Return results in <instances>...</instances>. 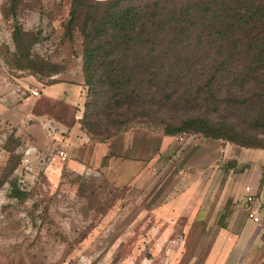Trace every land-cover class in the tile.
<instances>
[{"label": "rangeland", "instance_id": "rangeland-1", "mask_svg": "<svg viewBox=\"0 0 264 264\" xmlns=\"http://www.w3.org/2000/svg\"><path fill=\"white\" fill-rule=\"evenodd\" d=\"M72 2L0 0V173L7 137L22 141L20 164L0 189V264H264V244L260 259L258 246L247 249L255 230L235 240L250 206L240 191L256 166L264 176V152L255 151L264 148L165 135L146 116L110 134L84 131L87 142L73 148L55 127L45 140L32 127L30 111L51 107L30 91L52 81L81 85L73 112L84 115L82 36L76 25L66 30ZM96 145L108 148L98 161Z\"/></svg>", "mask_w": 264, "mask_h": 264}, {"label": "trees", "instance_id": "trees-1", "mask_svg": "<svg viewBox=\"0 0 264 264\" xmlns=\"http://www.w3.org/2000/svg\"><path fill=\"white\" fill-rule=\"evenodd\" d=\"M75 25L88 88L78 122L87 133L146 116L165 135L264 148V0H73L67 33ZM21 145L14 133L3 145L0 189Z\"/></svg>", "mask_w": 264, "mask_h": 264}, {"label": "crops", "instance_id": "crops-1", "mask_svg": "<svg viewBox=\"0 0 264 264\" xmlns=\"http://www.w3.org/2000/svg\"><path fill=\"white\" fill-rule=\"evenodd\" d=\"M82 87L81 85L65 82V81H56L50 85H45L43 88H41V94L38 96H32L35 101L41 100L43 104L49 105L51 107L50 111H30V114L35 116L37 118L36 124H34L32 127L36 128V130L43 133L44 139H48L45 134L47 131H49L48 127H55L54 136L57 137L58 134L60 139H62V133H66L65 136H63L65 140V144H70V146H76L78 143L83 144L84 142H87V136L84 130L80 127V124L78 120L81 118L80 115H76L74 117V107H78V104H83V98L82 96ZM41 98V99H40ZM51 118V119H50ZM77 118V119H76ZM53 121V122H52ZM54 130V129H53ZM61 142H63L61 140ZM95 149V154L93 155L95 157V161H98L97 159L103 157L105 154H107V145H96V147H92ZM100 150H102L103 153L99 154ZM255 151L258 152H264V149H256ZM261 154V153H259ZM264 156V154H263ZM105 157V156H104ZM107 159V166L114 163L111 160H114V156H108ZM113 157V158H112ZM106 166V167H107ZM258 168V169H257ZM256 177L255 180L253 179L252 182H249L250 184L248 186L251 187L252 191L256 194V200L253 204L245 202V186L241 189V194H243L244 202L245 204H249L253 207H259L260 204H264V179L262 174L259 171V166H256ZM259 186L260 191L258 192L257 188H254L253 186ZM186 194V193H183ZM257 204V205H256ZM249 207L246 208L245 211V218L243 219V222L241 224V227L239 228V233L237 234V240L236 242H242L244 241L250 234L253 233L255 230V233L252 235L251 238H249V242L247 244V249L253 246H258L259 253L258 258L260 259L261 253H262V246L264 244L263 240L260 238V235L263 232L264 226L261 225L259 222H254L251 220V218L247 215V210ZM260 208V207H259ZM198 210V208H197ZM194 211L193 213L197 212ZM248 223L255 224V226L252 225V227L248 230V232L244 233V228L248 226ZM263 223V222H262ZM258 228V229H257ZM223 232H228L223 230ZM252 232V233H251ZM234 239H231V243ZM260 244V245H258Z\"/></svg>", "mask_w": 264, "mask_h": 264}, {"label": "built area", "instance_id": "built-area-1", "mask_svg": "<svg viewBox=\"0 0 264 264\" xmlns=\"http://www.w3.org/2000/svg\"><path fill=\"white\" fill-rule=\"evenodd\" d=\"M32 96H38L39 95V91L37 89H32L30 91ZM60 155L65 156L64 151H60L59 152ZM245 202L253 204L256 200V194L252 191L250 186H245ZM247 215L249 218H251L252 221L254 222H264V214H261L259 212V207H253V206H249L248 210H247Z\"/></svg>", "mask_w": 264, "mask_h": 264}]
</instances>
